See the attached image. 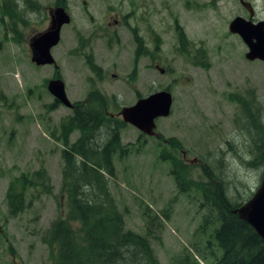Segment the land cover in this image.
I'll return each mask as SVG.
<instances>
[{
  "label": "rangeland",
  "instance_id": "374dc122",
  "mask_svg": "<svg viewBox=\"0 0 264 264\" xmlns=\"http://www.w3.org/2000/svg\"><path fill=\"white\" fill-rule=\"evenodd\" d=\"M255 4L257 17L264 15V0ZM59 6L71 21L51 50L58 68L36 67L29 41L48 27L49 9ZM236 16L247 17L236 0H0V264L55 262V246L44 237L67 211L62 154L80 134L62 129L74 109L47 91L54 78L64 82L74 108L101 109L104 124L89 136L93 148L119 130L121 151L113 156L108 186L125 229L148 232L161 264H171L191 244L206 249L210 242L219 254L210 238L214 218L201 231L207 214L201 191L179 189L169 154L191 167V180L224 188L233 203H245L260 185L256 148L264 134L255 130L264 129V65L245 60L246 46L229 32ZM179 27L188 42L184 49ZM136 37L153 68L144 49L135 62ZM161 90L172 94L173 103L170 116L156 121L160 138L110 116ZM41 168L51 194L28 189L25 207L14 215L7 196L20 187L12 181ZM211 259L198 258L200 264Z\"/></svg>",
  "mask_w": 264,
  "mask_h": 264
},
{
  "label": "trees",
  "instance_id": "16d2710c",
  "mask_svg": "<svg viewBox=\"0 0 264 264\" xmlns=\"http://www.w3.org/2000/svg\"><path fill=\"white\" fill-rule=\"evenodd\" d=\"M181 44L186 45L184 39ZM90 68L94 71L92 64ZM102 101L106 103L105 99ZM95 103L97 101L92 100V104ZM100 116L99 107L75 108L69 122L62 125L64 131L68 128L77 130L80 137L62 154V188L67 211L50 225L44 243L55 246L54 264H161L151 247L149 233L126 230L124 216L111 196L108 178L114 176L113 156L117 150L121 151L120 133L119 130L112 131L101 148H93L89 136L98 125L104 124ZM258 129L259 134H263L260 126L255 131ZM259 142L262 143V139ZM259 148L258 143V157ZM169 156L171 173L179 189L183 192L194 188L201 191L204 200L201 207L207 211L201 231L205 233L214 218L215 227L210 238L219 252L213 251L210 242H207L206 249L191 244L171 264H200L198 258L205 261L212 258L210 264H264L263 242L233 213L243 203L231 202L224 194V188L216 190L210 182L202 184L191 180V167L171 154ZM11 185L20 187L18 193L11 191L7 196L10 212L14 215L25 207L24 194L28 189L47 195L52 191L50 177L43 168L28 176L22 174ZM72 223L76 224L75 228L71 227Z\"/></svg>",
  "mask_w": 264,
  "mask_h": 264
},
{
  "label": "water",
  "instance_id": "95a60500",
  "mask_svg": "<svg viewBox=\"0 0 264 264\" xmlns=\"http://www.w3.org/2000/svg\"><path fill=\"white\" fill-rule=\"evenodd\" d=\"M241 4L249 8L248 4L244 2H241ZM49 17V26L44 31L34 35L28 44L31 52V62L37 67L56 66L51 55V49L57 46L60 41L61 28L68 25L71 20L66 9L62 6L49 10ZM261 28V25L241 17L234 18L228 26L229 32L238 35L247 46L248 51L245 58L249 61H264V36L261 33ZM160 73H163V70L160 69ZM47 90L60 104L72 108L65 92L64 83L60 79L49 80ZM172 103V95L169 91H158L139 99L132 106L123 107L117 116L121 117L123 123L133 126L142 134L156 136L155 120L168 117ZM262 155L264 157V147ZM233 213L247 223L264 244V173L260 186L252 197L233 210Z\"/></svg>",
  "mask_w": 264,
  "mask_h": 264
},
{
  "label": "flooded vegetation",
  "instance_id": "af4514ba",
  "mask_svg": "<svg viewBox=\"0 0 264 264\" xmlns=\"http://www.w3.org/2000/svg\"><path fill=\"white\" fill-rule=\"evenodd\" d=\"M241 6H242V4H241V2H244V3H246V4H248V6H249V8L252 10H250L247 6L246 7H243L242 6V8L246 11V13H247V17L245 18V17H243V16H236V17H241V18H243V19H245V20H249V21H251L252 23H256V24H258V25H261V29H262V34H263V36H264V15H262V16H260V17H257V10H256V4H255V1L256 0H236ZM117 20L116 19H114V24L115 25H117ZM182 34H184L185 35V33L183 32V30H182V28H178L177 29V38H178V40H179V42L180 43H182V39H184L185 40V42H186V45H187V40H186V36H184L183 37V35ZM136 43H137V48H136V50H134V57H136L135 58V62H137V56H142V54H140L141 53V51H142V49H144L145 50V57H148L149 58V66L151 67V68H153V61H152V59L148 56V54H147V50L145 49V47L141 44V41L136 37ZM245 45V44H244ZM246 46V45H245ZM246 48H247V46H246ZM247 51H248V49H247ZM247 53V52H246ZM245 53V54H246ZM245 54H244V58H245ZM204 56H205V54H203ZM245 60H247L246 58H245ZM247 61H249V60H247ZM258 62L259 64H261V65H264V61H262V60H254V61H250V62ZM90 64H92V62L91 61H89V66H90ZM196 64H198V63H196ZM93 65V64H92ZM200 65V64H199ZM205 66V65H204ZM94 67V66H93ZM154 67H155V69H162V68H160V67H158L157 65H154ZM203 67V66H202ZM206 67V66H205ZM90 71L93 73V75H95L96 77H98L99 79H100V75H99V71L98 70H96L95 69V67H94V71H92L91 70V68H90ZM112 78H115V74H112ZM54 79H56V78H54ZM72 105H73V107L71 108V110L73 111V109L75 110V108H74V104L72 103ZM111 116H112V114H111ZM263 131H264V129H263ZM263 134H264V132H263ZM159 135V134H158ZM155 138H160L159 136L158 137H155ZM262 145H261V147H260V144H259V149H260V152H259V154H260V157H259V166L261 167V179H262V176H263V173H264V157H263V155H262V149H263V147H264V137H262ZM261 143V142H260ZM261 182V181H260Z\"/></svg>",
  "mask_w": 264,
  "mask_h": 264
}]
</instances>
